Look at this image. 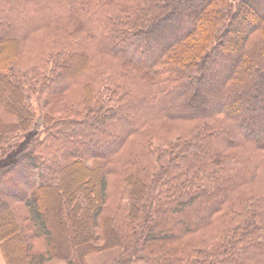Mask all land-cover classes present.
<instances>
[{"label":"trees","instance_id":"obj_1","mask_svg":"<svg viewBox=\"0 0 264 264\" xmlns=\"http://www.w3.org/2000/svg\"><path fill=\"white\" fill-rule=\"evenodd\" d=\"M113 244L264 264V0H0L6 261Z\"/></svg>","mask_w":264,"mask_h":264},{"label":"rangeland","instance_id":"obj_2","mask_svg":"<svg viewBox=\"0 0 264 264\" xmlns=\"http://www.w3.org/2000/svg\"><path fill=\"white\" fill-rule=\"evenodd\" d=\"M228 68H229V66L224 67L223 70L216 72L215 76H218L220 74L222 75ZM211 105L216 106L218 104L215 102L214 104H211ZM23 143L24 142H22V144ZM111 246L112 247L106 248L103 251L88 255V257H87L88 263L89 264H108L110 261H112L120 253V250H121V248L117 245L113 244ZM20 259L21 258L19 255L12 256V260L16 263H19ZM0 264H8L1 246H0ZM47 264H66V263L63 260H54V261L49 262Z\"/></svg>","mask_w":264,"mask_h":264}]
</instances>
